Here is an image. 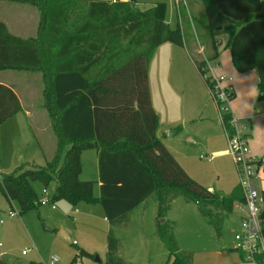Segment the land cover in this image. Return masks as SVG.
<instances>
[{"label":"trees","instance_id":"obj_1","mask_svg":"<svg viewBox=\"0 0 264 264\" xmlns=\"http://www.w3.org/2000/svg\"><path fill=\"white\" fill-rule=\"evenodd\" d=\"M29 2L41 12V32L22 38L0 21V71L43 74V108L57 145L45 166L20 167L0 176V191L9 203L16 202L20 214L37 210L42 203L32 183L39 182L44 190L52 187L50 203L99 204L115 227L125 225L129 214L153 195L158 201L157 219L164 218L171 196L179 193L220 235L224 215L232 213L235 203L244 202L240 186L228 196L204 187L157 136L159 118L151 104L149 64L161 45L184 46L181 23L172 28L166 21L167 5L157 3L141 11L135 6L138 0ZM202 3L208 21L204 28L215 52L196 63L207 86L210 89L212 83L205 61L217 58L218 46L211 33L222 28L229 34L226 48L234 67L240 73L256 71L258 99L264 100V0ZM22 111L13 89L0 84V126ZM229 120L230 115L225 116L226 128L232 132ZM87 150L97 154L98 197L94 182L80 180L82 154ZM157 234L169 252L168 264H193L159 222ZM120 248L110 230L105 264H130L119 256ZM78 256L95 258L83 249Z\"/></svg>","mask_w":264,"mask_h":264},{"label":"rangeland","instance_id":"obj_2","mask_svg":"<svg viewBox=\"0 0 264 264\" xmlns=\"http://www.w3.org/2000/svg\"><path fill=\"white\" fill-rule=\"evenodd\" d=\"M29 1L0 0V17L13 32L32 37L41 32V12ZM164 1L166 0H138L135 6L143 11L151 8L154 3H164ZM172 1L176 10L175 16L178 14L181 18L179 22L184 34L182 48L187 50L191 59L190 65L187 66L189 72L186 73L190 75L193 83L199 85L198 78L201 74L199 71L195 73L192 66L198 70L196 63L203 61L206 56L210 58L215 55L211 46L212 40L204 28L208 24L206 8L202 0ZM12 7L14 8L10 9ZM176 27L177 22L172 24V28ZM211 36L221 52L229 50L225 49L229 40V34L225 30L219 28L212 32ZM165 44L158 50L157 60L163 56V51L168 48L166 46H175L171 43ZM210 62L215 63L213 60ZM216 74L219 75L218 72ZM1 79L9 81L14 86L25 111L15 119L17 124L8 123L9 125L0 127V176L10 174L20 167L45 166L48 159L45 156L46 151L53 147L54 153L57 137L49 123L48 125L45 123L44 129L40 130L38 126L41 118L35 121L34 118L30 120L26 117L28 111L36 116L49 118L47 110L43 108L45 87L43 74L0 71ZM151 80L153 82V71H151ZM209 96L215 106L212 96ZM216 109L218 111L217 106ZM262 111L264 110H257V112ZM193 126L189 124L185 131L187 133L183 136L187 135ZM165 133V137L169 138L171 132ZM204 138L206 139V135ZM199 144L196 139L181 144L190 152L189 165H184L185 171L204 186L211 187L225 196L230 195L239 182L233 158L229 155L212 160L203 159L201 156L210 157L213 154ZM179 159L181 160V156ZM82 163L80 180L94 182V194L98 195L96 152L84 151ZM32 185L40 201H44V186L39 182H34ZM51 190L52 187L48 191ZM90 210L94 212L93 216L86 214ZM157 210V197L153 195L129 214L125 225L112 227L99 204L90 205L82 202L73 206L66 201H59L54 204H41L37 210L20 214L19 205L16 202L9 203L0 191V264H48L53 257L59 258L58 264H71L80 249L91 253L95 258L78 256L76 264H105L110 230L113 237L120 242L119 256L126 263L168 264L169 252L157 234V222L170 230L180 252L192 257L193 264H245L240 254L234 250L235 235L241 223L239 210L233 209L232 213L224 215L220 235L199 213L196 205L182 194L171 196L164 218L157 219ZM98 212L100 214H97ZM10 213L14 214L13 217ZM60 232L68 236L70 242L60 237ZM24 251L28 253L23 255ZM96 258H99L100 262H97Z\"/></svg>","mask_w":264,"mask_h":264},{"label":"crops","instance_id":"obj_3","mask_svg":"<svg viewBox=\"0 0 264 264\" xmlns=\"http://www.w3.org/2000/svg\"><path fill=\"white\" fill-rule=\"evenodd\" d=\"M177 1L178 0H176V2ZM172 2V0L164 1V3L167 5L166 21L171 27L172 24H175V22H177L178 25L181 19L180 15L178 16L177 14L175 16L176 10ZM13 8L14 7L10 9ZM0 21L7 25V23L3 21L1 17ZM10 31L14 35L22 38L30 37L21 33L13 32L12 30ZM163 45H161L156 50L148 68L151 104L159 118V128L157 131L158 138L161 139L166 148L176 158L183 169L185 168V164L187 166L189 165L188 154L190 152L181 144H186L191 139H196L200 143V146L213 154L210 156H213L214 158L219 156L228 157L229 148L225 134V128L219 119L216 105L214 106L210 100L209 95H211V93L205 80L202 76H199V85H196L191 81L190 75L186 73V71H188L187 66L190 65L189 63H191V59L187 50L182 47L176 45L166 46L168 48L166 51H163V56L157 60L158 50ZM213 62H215L214 64L217 66L216 72H218L220 75H227L233 79L231 87L234 92V99L230 105L231 113L237 120V129L247 140V144L252 155L257 159L259 164H262L255 181V186L261 193L264 194V111L257 112L258 109L264 110V100L260 101L258 99V86L260 81L259 76L254 70L245 73L238 72L233 65L230 50L221 52L218 46L217 58L214 59ZM192 69L195 73H198V70H196L193 66ZM151 71H153V82L151 80ZM0 84L6 85L13 89L22 104L23 111L21 113H24L25 107L14 86L9 81L4 79L0 80ZM21 113L9 119L0 127L9 125L8 123L15 124V119H17ZM26 117L30 120L34 118L35 121L41 118L39 120L40 125H37L38 129L40 130L44 129L43 125L45 123L47 125L49 123L50 125L49 118H46L45 116H36L26 111ZM241 122L243 124L242 126ZM189 124L194 126L187 135L183 136L184 133H187L185 131ZM165 132H169V134L171 132L169 138L165 137ZM204 135H206V139L204 138ZM46 153L47 154L45 156H51L53 153V147L49 148V150L47 149ZM179 156H181L182 161L179 159ZM197 182L200 183L199 181ZM237 186H239V182H237L235 187ZM206 188L210 189L211 191H216L211 187ZM99 195L100 183L98 179V195L96 196L98 197ZM86 214L93 216L94 212H91L90 210ZM97 214L100 213L98 212ZM240 257L244 262L243 257L241 255Z\"/></svg>","mask_w":264,"mask_h":264},{"label":"built area","instance_id":"obj_4","mask_svg":"<svg viewBox=\"0 0 264 264\" xmlns=\"http://www.w3.org/2000/svg\"><path fill=\"white\" fill-rule=\"evenodd\" d=\"M111 3L125 2L127 0H109ZM206 75L212 83L209 89L211 96L218 108L220 121L225 128L229 155L233 158L239 174V186L244 194V202H237L234 209L240 211L241 223L235 235V249L248 264H264V194L255 186V181L260 170L257 159L252 155L247 140L237 129V120L231 113V102L234 92L231 87L233 79L227 75L216 74L217 66L205 61ZM230 115L229 125L232 132L226 128L225 116ZM212 160L214 157H204ZM45 199L42 204L50 203L51 194L44 190ZM55 208V207H54ZM13 217V213H10ZM76 244V243H74ZM28 251H24L26 255ZM59 258L53 257L48 264H58Z\"/></svg>","mask_w":264,"mask_h":264},{"label":"water","instance_id":"obj_5","mask_svg":"<svg viewBox=\"0 0 264 264\" xmlns=\"http://www.w3.org/2000/svg\"><path fill=\"white\" fill-rule=\"evenodd\" d=\"M163 222H164V221H163ZM59 236H60V237H62L63 239H65V240H67V241H69V242H70V239H69V237H68V236H66L65 234H63V232H62V233H60V234H59ZM96 261H97V262H100L99 258H96Z\"/></svg>","mask_w":264,"mask_h":264}]
</instances>
